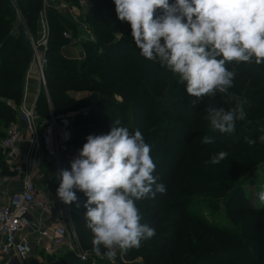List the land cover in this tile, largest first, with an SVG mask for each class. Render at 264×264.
I'll list each match as a JSON object with an SVG mask.
<instances>
[{"label": "trees", "instance_id": "16d2710c", "mask_svg": "<svg viewBox=\"0 0 264 264\" xmlns=\"http://www.w3.org/2000/svg\"><path fill=\"white\" fill-rule=\"evenodd\" d=\"M91 1L94 6L88 13L87 22L97 42L81 46L85 58L78 62L68 60L61 54L68 45L62 38V32L65 27L70 30L71 27L59 14L49 11L51 24L55 23V28H50L47 65L44 69L49 103L43 94L39 95L35 107L37 123L47 119L50 113L57 118L78 109L76 103L67 97L68 91H90L92 94L86 101L91 114L99 111L102 116L107 114L106 118L111 117L108 121L103 120L105 123L120 118L122 126H127L130 131L141 130L145 142L151 146L150 155L156 164L153 174L159 178L158 182L166 186V194L136 202L142 215L141 223L154 227L156 235L139 248H131V257L138 256L149 264H168L169 254L176 255L181 251L187 242V228L190 222L196 221L201 231L202 248L205 249L197 264H264V205L257 207L253 204L242 182L205 185L202 181L195 184L185 175V165L191 159L212 157L219 151L229 153L225 159L228 161H238L240 155L248 158L243 160L248 177L264 166V142L259 140L264 135V63L226 62L227 68L235 66L237 69L234 86L229 91L247 100L244 105L247 115L243 121L236 122L233 133L213 132L210 122L205 119V106L212 103L227 110L235 106V101L226 103L228 98L217 93L215 97H204L193 105L192 101L196 98L189 96L185 85L162 78L156 61L146 66L145 57L131 37L129 23L117 18L114 0ZM19 2L26 4V22L35 33L41 0ZM169 2L173 3L174 0ZM161 14L162 10H158L157 15ZM112 19L116 22L109 28L108 21ZM92 20L102 26L95 27ZM13 24L14 15L8 1L0 0V126L3 128L15 120V109L22 102L23 83L31 58L26 36ZM113 35H121V39L102 43L98 38L110 39ZM176 79L178 81L179 78ZM99 87L104 90L96 95ZM106 91H110L109 94ZM114 96L122 98V102L114 101ZM172 101L177 105L182 120L171 122L163 116L164 107ZM158 103L164 104L161 113L157 111ZM91 117L73 115L72 145L75 144V135L79 133L85 139L90 134L99 135ZM162 124L171 127L161 128ZM206 135L213 137L215 143H203ZM249 139L256 143L250 145L247 142ZM2 154L0 151V157ZM3 157L0 160L1 172L12 175ZM200 167L202 170L205 168L204 165ZM81 195L80 206L72 213V219L78 245L83 252L89 253L92 251V234L85 221L87 209L84 204L87 197L83 193ZM191 197L209 198L212 203L221 204L231 229L193 217L187 208ZM211 208L218 210L215 204ZM245 238H252L253 242L248 244L240 240ZM101 250L104 251L103 248ZM47 260V264H92V260L81 262L66 251L48 256Z\"/></svg>", "mask_w": 264, "mask_h": 264}, {"label": "clouds", "instance_id": "9594fccd", "mask_svg": "<svg viewBox=\"0 0 264 264\" xmlns=\"http://www.w3.org/2000/svg\"><path fill=\"white\" fill-rule=\"evenodd\" d=\"M114 4L117 18L129 23L140 54L178 75V83L196 98L193 105L217 93L228 98L226 103L235 101L227 110L212 103L204 109L213 132L233 133L236 122L246 118L247 100L229 91L237 69L227 68L226 62L264 63V0H114ZM259 140L264 142V135ZM86 141L70 160V170L61 168L55 174L60 181L56 195L65 205L77 207V191L87 197L85 221L92 251L111 261L117 250L139 248L156 235L154 227L141 223L136 202L166 194V186L153 174L151 146L138 128L130 131L117 118L107 134H90ZM202 142L215 140L206 135ZM228 155L219 151L205 163L219 164ZM257 197L264 205V190Z\"/></svg>", "mask_w": 264, "mask_h": 264}, {"label": "built area", "instance_id": "2783aa9c", "mask_svg": "<svg viewBox=\"0 0 264 264\" xmlns=\"http://www.w3.org/2000/svg\"><path fill=\"white\" fill-rule=\"evenodd\" d=\"M76 1L81 6L88 2ZM42 3L39 34L32 45L33 55L25 77L23 98L17 108L22 127L16 124L10 126L5 136L0 139V151L5 156L6 167L17 176L15 182L13 179L8 180L14 182V188L4 194L6 203L0 205V264H26L37 249L47 256L66 251L75 255L81 262L91 260L88 253L83 252L78 245L73 212L69 206L62 203L58 197L43 193L48 185L43 190L39 189V184L47 178L39 172L42 159L51 162L57 173L61 168L70 170V160L78 155L72 145L73 116L56 118L50 113L47 119L37 125L35 107L40 91H36L31 106L26 105V101L29 81L32 80L38 88H43L49 103L44 78L50 39L46 17L48 10L59 14L71 27L72 31L66 29L62 32V38L68 46L94 45L97 40L77 7L61 0H42ZM84 58L83 52L81 60ZM37 170L38 175L35 177L34 172ZM3 185L1 180L0 197ZM122 252L117 250L118 254ZM102 260L99 258L95 262Z\"/></svg>", "mask_w": 264, "mask_h": 264}, {"label": "rangeland", "instance_id": "374dc122", "mask_svg": "<svg viewBox=\"0 0 264 264\" xmlns=\"http://www.w3.org/2000/svg\"><path fill=\"white\" fill-rule=\"evenodd\" d=\"M9 3V8L11 9V11L13 12L14 15V26H18L21 31L23 32V34L26 36L27 41L30 45L31 48V58H32V45L34 44L33 42L36 40L37 35L39 34V24H40V19H41V14L43 12V3L41 0V10L39 15L37 16L36 19V26H37V33L35 30V33H33L31 31V26H29V24H27L26 19H27V15H26V4L21 5L19 0H7ZM66 4L72 6V7H77V9L79 10V13L81 15V17H84L86 20H88V13L90 12V10L93 8V2L91 0H88L87 3H85L83 6H81L80 4L77 3L76 0H67ZM49 11L46 12V17H47V21L49 24V28L54 27L55 28V23L51 24L50 19H49ZM158 11V10H157ZM160 11V10H159ZM106 20V19H105ZM93 25H95V27H101L102 25L97 23L96 20H92ZM115 20H110L108 21V27H112L115 24ZM120 23V22H119ZM66 30V27H65ZM69 31H72L70 29H68ZM99 40L102 43H108L109 41H118L121 39V35H113L110 39L108 38H103L101 36H98ZM103 38V39H102ZM97 42V41H96ZM48 48V46H47ZM83 51V48H81ZM78 51V50H77ZM84 52V51H83ZM64 56L67 57L68 59H72V58H77V52L73 51V50H67L64 52ZM30 58V60H31ZM78 61H82L81 59ZM77 61V62H78ZM145 62H146V66L152 62V60H148L145 58ZM154 62V61H153ZM157 62V66L160 69V75L162 76V78H168L169 80L171 79V81L173 82H178L177 81V77L178 75L172 73L170 70H168L166 67L161 66V64L159 63V61ZM29 66V65H28ZM28 70V69H27ZM27 73V72H26ZM26 77V76H25ZM45 78V75H44ZM46 80V79H45ZM46 83V81H45ZM29 85L34 86V90L36 91H40V94L44 95L43 92V88L42 87H37L36 86V82H30L29 81ZM24 86H25V79H24V83H23V90H24ZM125 86H129V85H125ZM29 87V89H30ZM104 90V88L99 87L95 92L96 95H98V93L102 92ZM176 90V89H174ZM110 91H106L105 93L109 94ZM31 89L28 91V95H31ZM39 94V95H40ZM92 93H90V91H80V92H70L68 91L67 93V97L71 100H73L78 109L75 111H72L69 113V115H74V114H81L83 116H92L91 120H92V124H94V126L96 127L99 135L101 134H107L110 129H111V122H103V120L105 121V119L108 121L110 120V116H108L106 118L105 116H102L101 113H99V111L94 112V114L90 113L89 107H88V102L86 101L89 96ZM125 95H127L125 93ZM128 96V95H127ZM114 101L121 103L122 102V98H120L119 96H114ZM130 99H134L132 97H130ZM173 103V104H171ZM170 104L167 103L168 105L166 107H164V104L158 103L157 104V111L159 113H161V111L164 110V117L166 116V120L171 121V122H175L178 120H182L181 116L179 115V113L177 112V105L175 104L174 101H172ZM180 106H183L182 103H179ZM164 107L163 110H160ZM159 108V110H158ZM101 110V109H100ZM103 112V110H101ZM118 114H121V112H119ZM259 118V117H258ZM14 122L11 123L8 127H2L0 126V131L2 134V138L5 136V133L7 131V129L16 124L17 121L19 120V114L17 111V108L15 109V113H14ZM37 123V121H36ZM40 124V123H39ZM37 123V125H39ZM171 126L169 125H163L161 126V128H170ZM0 138V139H2ZM86 139L85 137H83L80 133L78 135H75V144H73V148L75 149L76 152H78L82 146L86 143ZM4 154L1 155L0 160L3 159ZM212 157L210 156H204L198 160H194L191 159L189 163H187L185 165V175L188 177V179H191L195 184H198V182H202L204 181L205 185H224V184H236V183H244L243 185V189L246 191V194L248 195V197L251 199V201H253V204L257 207H259L261 204L258 200L257 197V193L261 190H264V166L256 169V171L253 173V175L250 177H248V175H246L245 171L247 166L245 165V163H243V160H248V158L246 159L243 155L239 156L238 161H228V160H223L221 161L219 164H211V163H205L206 161H210ZM241 160V161H240ZM45 163L42 167V173L47 177L45 181H43L41 184H39V189L43 190V188H45V186H52V196H56V190L59 187V183L60 181L56 178L55 174H56V170L53 166V164L51 162H48L47 160H44ZM201 165H204V170L201 169ZM204 171V172H203ZM12 175H4L1 172V168H0V181L3 180L4 178H11ZM50 179V181H49ZM252 184L250 186H248L249 183ZM44 193H47V188L44 189L43 191ZM77 196L79 198V202L82 198V192L77 191ZM211 199L209 198H204V197H191L190 198V204H188L187 208L189 209V211L191 212L192 216L197 218V219H202L204 221H206L207 223L213 224V225H217L218 227L221 228H226V229H231V226L228 222V220L226 219L222 209H221V204L219 203H212ZM215 204L218 207L217 211H213L212 210V205ZM71 212H75L77 209L76 204H72V205H68ZM187 234V242L182 246V248L180 249L181 251H178L176 255H174V253H170L169 257H168V264H197V260L199 259V257L204 254L203 251L205 252V249L202 248V244H203V240L201 239V231L198 225V222H190V226L187 228L186 231ZM242 242H246L248 244L253 242L252 238H245V239H240ZM246 240V241H245ZM145 241H142V243H144ZM141 243V244H142ZM124 252V251H123ZM131 249H128L127 251H125L124 254H118L116 252L115 258L113 260H109L106 257L103 258L102 261H99L100 264L102 263H106V264H149L145 259H142L138 256H134L131 257ZM118 256H120L118 258ZM47 254L43 253L41 251H38V249L34 252V254L30 257V259L27 261L26 264H47L48 260H47ZM88 258L92 260V264H98L95 262V260H98L101 257H98L95 255V253L93 251L88 253ZM119 259V260H118ZM221 264V263H219Z\"/></svg>", "mask_w": 264, "mask_h": 264}, {"label": "crops", "instance_id": "0c3cea01", "mask_svg": "<svg viewBox=\"0 0 264 264\" xmlns=\"http://www.w3.org/2000/svg\"><path fill=\"white\" fill-rule=\"evenodd\" d=\"M67 50H73V51H76L77 52V58H72V59H68L67 57H65L64 56V52L65 51H67ZM78 50V51H77ZM82 53H83V51H82V49H81V47H71V46H65L63 49H62V51H61V54H62V56L64 57V58H66V59H68V60H73V61H78V60H80L81 59V56H82ZM32 81V80H31ZM32 82H34V81H32ZM34 86H31L30 87V89H31V92H32V94L31 95H28L27 94V101H26V105H28V106H31V102H32V98L34 97V95L36 94V90H34V88H33ZM29 89V90H30ZM28 90V91H29ZM16 125H18V126H20V127H22V122H21V120H20V117H19V120L17 121V123H16ZM44 163H45V161H44V159H42L41 160V165H40V169H39V172H42V167H43V165H44ZM11 172V171H10ZM12 173V176H11V178H4L2 181L4 182V185H3V189H2V195H1V197H0V205H4L5 203H6V197L4 196V194L5 193H7L8 191H11V189L12 188H14V179H16L17 178V176H15L14 175V173L13 172H11ZM38 175V170L36 171V172H34V175H35V177ZM19 178H21V176L19 177ZM12 180L13 179V181H8V180ZM51 189H52V186H48V188H47V193H45V194H47L48 196H51L52 195V191H51ZM44 193V192H43ZM36 251V250H35ZM39 251V250H38Z\"/></svg>", "mask_w": 264, "mask_h": 264}]
</instances>
